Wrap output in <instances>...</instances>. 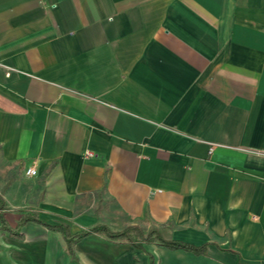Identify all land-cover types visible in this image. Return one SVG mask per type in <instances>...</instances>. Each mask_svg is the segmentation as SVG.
I'll return each mask as SVG.
<instances>
[{
  "label": "crops",
  "instance_id": "obj_1",
  "mask_svg": "<svg viewBox=\"0 0 264 264\" xmlns=\"http://www.w3.org/2000/svg\"><path fill=\"white\" fill-rule=\"evenodd\" d=\"M0 203V264H264V0H0Z\"/></svg>",
  "mask_w": 264,
  "mask_h": 264
},
{
  "label": "trees",
  "instance_id": "obj_2",
  "mask_svg": "<svg viewBox=\"0 0 264 264\" xmlns=\"http://www.w3.org/2000/svg\"><path fill=\"white\" fill-rule=\"evenodd\" d=\"M1 206H3L2 203H0V208H2ZM29 220H34L42 223V221H40L38 218L32 217V215L28 213L21 217L18 225L21 226L23 223ZM50 227L61 233L64 241L66 242L67 252L71 257H74L73 245L78 240L91 233L103 235L111 241L127 242L135 247H141L142 243H156L158 245L166 246L171 249H183L191 252H199L203 249V246L198 247L182 241H167L159 235L156 229L151 228L147 230V232H145L144 229L138 225L127 226L119 231H113L104 225H96L77 233H71L69 226L66 224H59Z\"/></svg>",
  "mask_w": 264,
  "mask_h": 264
},
{
  "label": "built area",
  "instance_id": "obj_3",
  "mask_svg": "<svg viewBox=\"0 0 264 264\" xmlns=\"http://www.w3.org/2000/svg\"><path fill=\"white\" fill-rule=\"evenodd\" d=\"M86 155H91V152L90 151H86ZM25 173H26L27 176H33V175L36 174V170L33 167H29V168L26 169Z\"/></svg>",
  "mask_w": 264,
  "mask_h": 264
}]
</instances>
